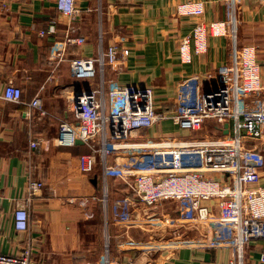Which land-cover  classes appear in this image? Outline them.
<instances>
[{
    "label": "crops",
    "instance_id": "1",
    "mask_svg": "<svg viewBox=\"0 0 264 264\" xmlns=\"http://www.w3.org/2000/svg\"><path fill=\"white\" fill-rule=\"evenodd\" d=\"M56 1L11 0L9 9L0 15V94L13 83L24 92L25 102L39 96L48 112L44 116L34 112L30 119L26 115L29 107L0 99V253L13 257L32 245L33 258L40 264H232L236 256L230 248L206 247L201 237L207 232L205 227V231H199L173 220L184 207L180 202L146 206L132 196L135 203L130 217L123 219L115 203L129 195L126 185L111 177L108 205H104L100 167L95 175L79 169L80 155L88 152V147L84 143L60 146L57 140L58 118L73 119L71 96L77 88L88 85L72 78L70 61L75 56H95L102 44L117 45L126 55L120 71L117 66L107 69L108 88L118 84L152 87L158 108L172 114L177 111L179 98L188 102L198 98L202 87L192 78L227 62L230 39L210 36L207 53H194L190 64L181 61L180 40L201 20H226L227 1L77 0L80 12L74 19L60 13ZM192 1L204 2L203 19L177 13L180 3ZM238 17L241 42L248 43L253 37L264 46V5L257 0H242ZM51 21L57 22L56 32L41 36V30L48 29ZM66 34L83 36L86 43L70 46L65 42ZM261 50L258 60L264 79ZM203 86L206 89V82ZM248 103L252 107V102ZM257 105L264 108V104ZM259 111L263 113V109ZM229 127L227 133L218 132L216 136L234 137L232 125ZM147 131L140 138L137 132L134 143L179 145L199 138L196 132L184 130L171 120ZM31 134L43 141L38 149L30 147ZM245 147H255L264 155V138L246 141ZM199 156L202 163L206 158ZM150 159L144 154L140 162L146 165ZM251 171L264 186V166H252ZM29 172L45 187L33 199L31 230L25 233L14 226V211L16 202L27 196ZM210 177L226 179L220 173ZM83 201L87 208L82 206ZM170 219L174 223L165 221ZM92 221L99 224L97 233L89 230ZM149 245L152 250H142ZM263 252L264 237L252 239L244 264H262Z\"/></svg>",
    "mask_w": 264,
    "mask_h": 264
},
{
    "label": "built area",
    "instance_id": "2",
    "mask_svg": "<svg viewBox=\"0 0 264 264\" xmlns=\"http://www.w3.org/2000/svg\"><path fill=\"white\" fill-rule=\"evenodd\" d=\"M10 1L0 0V15L9 9ZM225 1L228 4L226 20H201L193 26L189 35L180 40L178 52L181 61L190 64L194 53H207L210 36L230 39L231 52L227 62L216 70L192 78L202 87L198 98L190 102L179 98L177 111L172 114L158 108L152 87L118 84L108 88L107 69L117 66L120 71L119 66L125 61L126 55L117 45L104 47L102 44L95 56H75L70 61L72 78L85 81L88 85L77 88L71 96L73 119L58 118L57 140L60 146L69 147L76 146L81 140L88 147V152L79 158L81 173L95 175L100 167L102 183L107 189L111 177L120 179L126 185L129 195L115 203L122 211L123 219L130 217L135 203L132 196L146 206H156L170 200L180 202L184 207L174 221L195 226L199 231L205 227L207 232L204 235L202 233L201 237L206 247L230 248L236 256L232 264H244L246 247L252 239L264 237V186L260 185L258 175L251 171L252 166H264V155L255 147H245L246 141L255 140L258 136L264 138V108L257 105L264 104V79L258 60L259 46L241 43L237 33L236 15L242 0ZM257 2L264 5V0ZM56 5L60 13L69 19H74L80 12L77 0H57ZM177 13L182 17L203 19L204 2L180 3ZM50 23L48 29L41 30V36L56 32L57 22ZM64 39L70 46H82L87 40L83 36L73 37L69 34ZM3 91L0 99L29 107L26 115L30 119L34 112L40 116L48 115L39 96L25 102L24 92L13 83L6 85ZM248 100L252 102V107H249ZM158 109H162L161 112ZM259 109H263V113ZM168 120L192 132L203 129L213 121L216 134H224L232 125L235 136L218 137L212 145L217 151L205 153L206 159L199 171H168L160 175L162 172L155 171V167H144L140 162L144 154L164 147L193 149L199 143L140 144L130 143V138L133 133ZM29 141L33 150L43 144L33 134ZM114 155L115 160L111 163ZM214 171L225 174V181L207 177L208 172ZM29 175L27 196L16 202L14 211V226L17 231L25 233L31 230L33 199L45 187L43 181L33 178L30 172ZM108 195L109 189L103 199L106 206ZM82 206L87 208V202L83 201ZM88 216L91 217L90 212ZM173 220L165 221L174 223ZM176 236L179 234L176 233ZM260 259L264 264V252ZM0 264L40 263L33 258V246L28 245L13 257L0 253Z\"/></svg>",
    "mask_w": 264,
    "mask_h": 264
},
{
    "label": "rangeland",
    "instance_id": "3",
    "mask_svg": "<svg viewBox=\"0 0 264 264\" xmlns=\"http://www.w3.org/2000/svg\"><path fill=\"white\" fill-rule=\"evenodd\" d=\"M238 13H239V11H238ZM238 13L236 15L237 21L239 19ZM238 24H239V22H238ZM238 24H237V26H238ZM238 28H239V26L237 27V31H238ZM239 40H240V38H239ZM250 40L251 41L248 43L260 45L259 44L260 40L258 38L252 37ZM240 42H241V40H240ZM261 49H264V46H261L259 50H261ZM261 52H262V50L258 53V58H260V56L262 55ZM162 109H164V108H162ZM162 109H158V111L161 112ZM215 126H216V124L212 121V122L208 123L207 125H205V127L202 130L196 131V133H197L196 135L199 138L192 140V142L195 144L196 143H199V144L196 146H193L194 151L192 150V148H186V149H183V151H180V148H179L177 150V152H169L170 148H165V147L163 149H155V150H152L153 152L146 153L149 157H151V159L149 160L150 163L144 165V167L148 166L152 169H154L153 167H155V169H154L155 171L162 172L160 175H163L164 173H167L168 171H172V172L176 171L179 173L183 172V171H189V172L199 171L202 167V163L200 161L199 155L204 156L205 153L208 154L209 152L213 153V152L217 151V148L212 146L213 143L215 144V142L217 141V138H218L216 136L217 134L215 132ZM147 130L148 129H145V131H140L139 132V138L144 136L145 133L147 134V132H148ZM207 135L210 136L208 139H206ZM137 139H138L137 138V132L133 133V137L130 138V140H131L130 143H134ZM200 142H203V143L200 144ZM164 149H166L167 151H163ZM191 150L193 152H191ZM172 157L174 159H172ZM218 173H219L218 171L208 172L207 177H210V176L214 177ZM101 189H102V191H101L102 195L101 196L104 199V196H105L106 192H108V189H107V187L104 186L103 183L101 184ZM88 226H89V230H91L92 233H97V230L99 228V224L94 223L92 221V222H90V224ZM102 230H104V227L102 228ZM152 249H153L152 245H149L146 248L147 251L152 250Z\"/></svg>",
    "mask_w": 264,
    "mask_h": 264
},
{
    "label": "water",
    "instance_id": "4",
    "mask_svg": "<svg viewBox=\"0 0 264 264\" xmlns=\"http://www.w3.org/2000/svg\"><path fill=\"white\" fill-rule=\"evenodd\" d=\"M226 127H228V125H226ZM227 131H228V130H227ZM227 131H225V133H227ZM82 143H83V141L78 140L77 145H78V144H82Z\"/></svg>",
    "mask_w": 264,
    "mask_h": 264
},
{
    "label": "bare ground",
    "instance_id": "5",
    "mask_svg": "<svg viewBox=\"0 0 264 264\" xmlns=\"http://www.w3.org/2000/svg\"><path fill=\"white\" fill-rule=\"evenodd\" d=\"M107 191V190H106Z\"/></svg>",
    "mask_w": 264,
    "mask_h": 264
}]
</instances>
